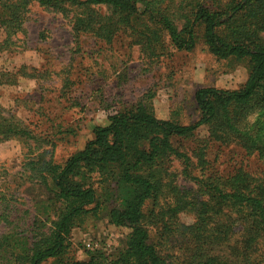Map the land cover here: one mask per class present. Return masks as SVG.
<instances>
[{
	"label": "trees",
	"instance_id": "obj_1",
	"mask_svg": "<svg viewBox=\"0 0 264 264\" xmlns=\"http://www.w3.org/2000/svg\"><path fill=\"white\" fill-rule=\"evenodd\" d=\"M4 1L8 16L3 23L8 36L21 29L23 11L32 2L64 13L71 5L90 11L110 7L119 15V23L129 24L133 17L143 15L158 18L161 28L147 34L150 28L145 24L143 32L146 48L153 54L160 43V32L167 34L176 49L191 51L198 44V28H202L203 41L212 54L221 59H247L251 65L247 80L236 89H197L200 117L195 122L180 124L164 119L144 106L118 110L109 117V124L96 125L94 138L64 164H57L52 158L31 160L29 164L38 165L36 174L61 209L47 232L41 231L40 222L31 242L27 235L10 236L13 243L8 245L13 252L7 264H60L69 252L72 229L115 196L119 204L110 208L108 214L111 223L130 230L123 248L111 260L96 251L87 260L67 264H171L151 239L147 226L155 209L145 211L149 200L160 206L163 198L165 205L159 207L155 217L162 222L164 235L174 234L180 241L182 264H264V176L257 178L242 168L222 175L194 176L186 171L197 188L185 191L175 184L165 189L156 171L142 172L165 154L185 158V168L189 169L191 156L178 150L172 139L198 137L196 131L201 126L208 127L209 135L198 137L199 145L192 152L204 169L209 163L205 157L208 140L221 144L238 141L248 153L264 160V0H210L196 5L192 1L195 8L185 15L181 28L165 13L164 5L170 0ZM83 15L74 20L77 32L94 30L111 38L114 24L104 23L97 28L92 25L90 12ZM5 82L0 78V89ZM18 135L32 137L14 115L5 114L0 104V142ZM94 172L104 176L101 183L111 182L106 197L97 190L91 175ZM186 211L195 216L190 224L179 221V214ZM238 231L240 237H236ZM9 239L6 236L0 240V247Z\"/></svg>",
	"mask_w": 264,
	"mask_h": 264
},
{
	"label": "rangeland",
	"instance_id": "obj_2",
	"mask_svg": "<svg viewBox=\"0 0 264 264\" xmlns=\"http://www.w3.org/2000/svg\"><path fill=\"white\" fill-rule=\"evenodd\" d=\"M192 1L196 5L210 0H170L164 5L165 13L178 28L195 8ZM5 2L0 1V78L7 82L0 89V104L5 114L14 115L32 137L18 135L0 142V240L10 238L0 247V264H7L13 252L8 245L13 243L11 235H27L31 242L40 222L41 231L47 232L61 209L36 174L38 165L29 164L31 160L52 158L55 163L64 164L94 138V127L109 124V117L118 110L144 106L164 119L180 124L195 122L200 117L197 89H236L247 80L251 67L247 59H221L212 54L203 41L202 28H198V44L191 51L176 49L167 34L160 32V43L153 54L146 48L143 32L145 24L150 28L147 34L161 28L158 18L143 15L133 17L129 24L119 23V15L110 7L90 11L71 5L64 13L32 2L23 11L21 29L8 36L3 23L8 16ZM88 12L97 28L104 23L114 24L110 39L94 30L74 29V20ZM261 35L264 39V32ZM196 133L204 139L209 135L208 127L201 126ZM198 137L172 139L178 150L191 156L189 169L185 168V158L165 154L142 172L156 171L165 189L175 184L185 191L197 188L187 173L222 175L242 168L257 178L264 176V160L248 153L238 141L221 144L208 140L205 157L209 163L204 169L192 152L199 145ZM91 175L99 194L106 197L111 191L110 180L101 183L104 176L95 172ZM118 204L117 196L111 198L95 215L86 216L72 229L69 252L60 264L87 260L96 251L111 260L123 248L130 230L111 223L108 214ZM164 205V198L160 206L149 200L145 211L158 212ZM155 212L147 225L151 239L171 264H182L180 241L174 234H163L162 222ZM194 218V213L188 211L179 214V221L185 224ZM236 237H240L239 231ZM88 242L97 245L92 248Z\"/></svg>",
	"mask_w": 264,
	"mask_h": 264
},
{
	"label": "built area",
	"instance_id": "obj_3",
	"mask_svg": "<svg viewBox=\"0 0 264 264\" xmlns=\"http://www.w3.org/2000/svg\"><path fill=\"white\" fill-rule=\"evenodd\" d=\"M87 245H88L89 247L94 248L97 244H96V243L88 242Z\"/></svg>",
	"mask_w": 264,
	"mask_h": 264
}]
</instances>
